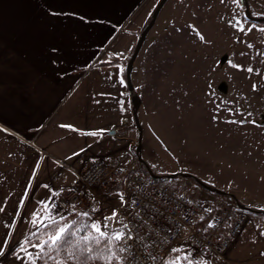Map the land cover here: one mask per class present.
Segmentation results:
<instances>
[{
  "label": "rangeland",
  "instance_id": "rangeland-1",
  "mask_svg": "<svg viewBox=\"0 0 264 264\" xmlns=\"http://www.w3.org/2000/svg\"><path fill=\"white\" fill-rule=\"evenodd\" d=\"M22 1L26 9L37 0ZM39 1L42 6L49 2ZM158 1L154 0L144 21L141 13L127 20L113 44L104 51L112 59L122 57L123 70ZM246 11L264 17V0H246L243 6L233 0L224 3L166 0L131 71L134 92L140 97L138 126L133 121L141 148L137 149L139 155L136 148L133 151L134 165L141 158L153 173L177 171L174 177L165 178L169 186L218 208L229 201L222 197H227L226 194L215 195L181 173L193 174L202 183L229 193L235 201L237 198L247 205L264 203V31H261L264 22L250 21ZM233 17L241 20L245 28L255 27L250 32H238L228 23ZM197 33L205 39L200 40ZM242 52L246 55H241ZM233 63L255 71L248 73L234 68ZM118 64L119 61L102 68L99 89L93 90L95 95L103 97L105 115L111 103L119 105L124 99L117 87ZM93 72L90 68L86 70L82 82L72 88V94L79 92L87 81V84L92 82ZM123 85L126 86V81ZM231 120L243 123L227 122ZM146 141L151 150L144 146ZM117 175L118 180L124 178V173ZM114 183L110 181L104 188L83 189L75 207L52 212L62 215L89 212L93 219L102 220L103 213L110 216L116 209L120 216L117 223L108 222L109 230L119 229L124 208L118 193L124 195L125 202L127 198L123 186L112 191ZM81 218V223H90L87 218ZM183 244L182 241L179 246Z\"/></svg>",
  "mask_w": 264,
  "mask_h": 264
},
{
  "label": "crops",
  "instance_id": "crops-1",
  "mask_svg": "<svg viewBox=\"0 0 264 264\" xmlns=\"http://www.w3.org/2000/svg\"><path fill=\"white\" fill-rule=\"evenodd\" d=\"M153 4L154 0H49L42 6L37 0L24 9L22 0H0V201L7 198L5 212L0 213V248L4 250L0 264H22L15 252L18 244L36 230L32 214L47 219L48 211L41 201H52L57 192L72 188L94 157L118 163V172L110 180L116 182L114 185L121 181L123 186L125 177L118 180L117 173L137 167L133 151L141 147L131 116L130 93L120 83L123 72H117V87L124 96L120 110L114 102L105 115L103 97L93 90L98 91L106 66L95 63L112 60L104 51L120 34L122 25L138 13L144 21ZM81 16L86 19H79ZM52 46L60 49L55 56L50 52ZM118 59L122 69V57ZM88 68L95 73L92 82L87 81L72 94ZM99 129L106 131L97 137L85 134ZM112 129L113 134L109 133ZM144 146L147 151L152 148L147 141ZM37 163L28 197L19 206ZM136 173L143 174L141 170ZM224 198L229 205H236L232 195ZM237 201L241 209L251 213L233 239L227 257L231 264H264V214L242 208L264 210V203ZM124 204L125 213L128 199ZM13 222L15 227L9 228ZM111 222L115 224L117 219ZM6 236L7 246L2 243ZM175 247L179 248V243ZM211 261L217 264L216 257Z\"/></svg>",
  "mask_w": 264,
  "mask_h": 264
},
{
  "label": "built area",
  "instance_id": "built-area-1",
  "mask_svg": "<svg viewBox=\"0 0 264 264\" xmlns=\"http://www.w3.org/2000/svg\"><path fill=\"white\" fill-rule=\"evenodd\" d=\"M118 168L116 161L94 157L72 188L54 195L53 210H67L79 203L83 189L106 187ZM123 186L129 208L123 213L121 227L127 224L133 237L126 243L135 254L134 264H161L171 253L170 249L182 241L195 254L206 249L205 257H216L217 264H230L225 252L246 222L244 210L227 202L219 208L209 206L169 186L165 179H149L141 173L127 175ZM133 200L135 205L131 203ZM204 208L213 211L207 213ZM201 215L205 224L200 223ZM211 217L219 223L206 233L203 229Z\"/></svg>",
  "mask_w": 264,
  "mask_h": 264
},
{
  "label": "snow or ice",
  "instance_id": "snow-or-ice-1",
  "mask_svg": "<svg viewBox=\"0 0 264 264\" xmlns=\"http://www.w3.org/2000/svg\"><path fill=\"white\" fill-rule=\"evenodd\" d=\"M234 3H237L243 6V0H233ZM221 3H224V0H221ZM65 13L49 12V15H64ZM72 15H75L74 13ZM81 20H85V17H79ZM98 23H104V21H98ZM229 25L236 31L241 33H246L252 31V28H245L241 20L233 19L229 20ZM264 31V29H261ZM200 40H204L205 37L197 33ZM249 48L252 47L251 44L248 45ZM50 52L55 56V54L60 52V49L56 46H52ZM241 55H246L242 52ZM53 59V63H55ZM110 63V62H109ZM232 67L239 68L248 73H253L255 69L252 67L244 68L239 64H232ZM119 72H122L123 69L117 65ZM120 83L124 84L125 81L123 78L120 79ZM253 90H256V85H253ZM231 112L232 110L229 109ZM251 113H249V116ZM213 119H216V116H213ZM229 123H243V121L231 120L227 121ZM254 123V121L252 122ZM61 127L72 128L71 125H61ZM106 130L99 129L94 130L86 135L92 137H97L98 135H103ZM73 155H78L74 153ZM39 168V163L34 166L32 177L29 180V186L25 188L23 195L19 200V206H23L25 200L29 194V188L31 186V179L35 177L36 170ZM48 187V185H44ZM118 196L121 200V204L125 203V197L123 194L118 193ZM41 203L44 205V209L48 211L47 219H44L34 212L32 214L31 223L34 228L37 229L36 232H32L29 236H26L23 241H21L15 252L18 259L22 261V264H88V262L101 261L102 264H134L135 254L131 251V247L127 245L126 240H131L133 237L128 230V225L124 224L119 229L109 230V221L116 220L119 218L120 213L118 210L113 209L110 216H104L102 220H95L91 217L89 212H81L79 215L83 218H87L90 223H79L65 222L66 218L62 214H53L50 209L55 208V203L49 200V202ZM133 205L136 204V201L131 202ZM7 204V198L3 201H0V213L5 212V206ZM72 207H75L73 205ZM93 212L99 211V209H93ZM204 212L211 213L212 208H204ZM16 215H19V209L17 210ZM139 215V213H137ZM58 216V219L56 218ZM201 221L205 220V217L201 215L199 217ZM51 221V223H48ZM218 221L215 217H211L207 222V227L203 229L204 232H208L209 229H214L218 225ZM226 227H231V225H225ZM9 228L15 227V222L8 225ZM47 228L51 229L50 232L45 233L46 238L40 237V229ZM84 233L80 235V233ZM8 235H11L9 233ZM264 235V232L261 233ZM31 236H37L36 242H33ZM3 245L7 246L8 238L5 237L2 242ZM29 248L34 249L35 251H29ZM205 252L195 254L194 250L185 249L182 246L179 248L173 247L170 249V252L173 255L171 258L162 260L161 264H212L211 260L205 259ZM4 254L3 248H0V255ZM155 259V257H153Z\"/></svg>",
  "mask_w": 264,
  "mask_h": 264
},
{
  "label": "trees",
  "instance_id": "trees-1",
  "mask_svg": "<svg viewBox=\"0 0 264 264\" xmlns=\"http://www.w3.org/2000/svg\"><path fill=\"white\" fill-rule=\"evenodd\" d=\"M245 3H246V0H243V4H245ZM262 22H264V21H262ZM117 61H119V60L117 58H115V59H112V60H109V61L96 62L95 65H97V66H107V65L115 64ZM123 77L125 79V68L123 70ZM136 154L139 155L138 150H136ZM139 170H141L143 172V174L149 179H154V180L155 179H165V178H168V176H169L168 173H162V174L161 173L160 174L153 173L148 168L146 161L141 159V158H138L137 167L126 170L125 174H124V177L126 175L130 174V173L137 172ZM152 173L155 174V177H153L151 175ZM181 175H183V173H181ZM185 176L191 178L192 180H194L195 182H197L202 187H204L205 189L209 190L210 192H212L215 195H218V196L225 195V194L229 195V193H227L225 191L217 192L215 190L216 188L211 187L212 185H210V184H206V183L203 184L202 182H200L198 177L194 176L193 174H187ZM120 187H122V182L121 181L113 186V190H118ZM222 197H226V196H222ZM222 197H220V198H222ZM236 203H238L237 199H236ZM243 208L248 209L250 211H254V212H257V213L264 214V212H263L264 210L257 209V208H254V207H243ZM64 216L66 218L65 222L75 221V222H77V224L82 222V218L79 215H76L75 213H70L69 212V213L64 214ZM57 219H58V217H57ZM48 223H51V221H48ZM200 223L205 224L206 220L204 222L201 221ZM36 231H37V229L34 232H36ZM39 231H40V237L41 238H46L45 233L50 232L51 229L41 228ZM83 234H84L83 232L80 233V235H83ZM31 239H32L33 242H36L37 236H31ZM37 264H41V262L38 261ZM88 264H102V262L101 261H94V262H88Z\"/></svg>",
  "mask_w": 264,
  "mask_h": 264
},
{
  "label": "water",
  "instance_id": "water-1",
  "mask_svg": "<svg viewBox=\"0 0 264 264\" xmlns=\"http://www.w3.org/2000/svg\"><path fill=\"white\" fill-rule=\"evenodd\" d=\"M166 2V0H159L157 5L155 6V8L153 9L152 13H151V17L149 19V21L144 25V27L142 28L138 39L136 41L135 47L133 49V52L131 54V56L129 57V59L127 60L126 66H125V81H126V87L128 89V91L131 93L130 95V100H131V104H132V115L133 118L135 120V122L137 123L138 126V120H137V109L138 106L140 104V97L137 93L133 92L134 87H133V83H132V78H131V71H132V66L134 63V60L139 52V50L141 49V46L146 38V35L148 33V31L150 30V28L153 26L156 17L161 9V7L163 6V4ZM245 16L247 19H249L250 21L253 22H259V21H264V17H257L254 16L252 14H250L249 11H246ZM115 132L114 129H112L111 131H109V133L113 134ZM139 140L138 139V145L139 144ZM153 177H155V174H151ZM176 174L175 173H171L169 174V177H174ZM187 175V173H183V176ZM201 182V181H200ZM204 184V183H203ZM217 192H222V190L220 189H215ZM264 212V211H263Z\"/></svg>",
  "mask_w": 264,
  "mask_h": 264
}]
</instances>
